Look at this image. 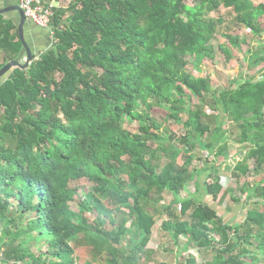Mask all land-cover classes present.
I'll use <instances>...</instances> for the list:
<instances>
[{"label":"trees","instance_id":"1","mask_svg":"<svg viewBox=\"0 0 264 264\" xmlns=\"http://www.w3.org/2000/svg\"><path fill=\"white\" fill-rule=\"evenodd\" d=\"M221 8L233 11L254 40L264 36V3L253 0L53 5V48L0 81L1 264H75L73 244L89 249L90 264H150L147 247L166 213L163 228L175 244L184 235L213 251L206 264L264 263V203L240 236L243 225H229L197 197H180L194 177L204 178L198 190L206 197L216 199L221 190L217 167L192 168L197 149L220 158L230 143L245 146L228 167L232 176L264 175V78L241 74L221 90L188 70L211 56L224 21L209 14ZM17 31L0 15V69L24 51ZM228 40L238 47L237 37ZM221 50L233 61L227 46ZM262 53L250 68L264 61ZM155 108L185 134L176 139L168 127L156 133L162 125ZM256 182L243 192L260 206L254 199L264 200V181ZM166 190L182 215L191 211V220H179L171 206L160 204ZM201 231L219 241L195 239ZM21 237L27 239L18 243ZM29 241L38 243L39 254Z\"/></svg>","mask_w":264,"mask_h":264},{"label":"rangeland","instance_id":"2","mask_svg":"<svg viewBox=\"0 0 264 264\" xmlns=\"http://www.w3.org/2000/svg\"><path fill=\"white\" fill-rule=\"evenodd\" d=\"M191 3H196L198 0H188ZM254 3L260 4L264 3L263 0H253ZM68 3V1H66ZM20 8L23 10L20 2ZM53 10V9H50ZM210 17L221 18L224 23L218 28V32L215 38L211 41L210 45L212 47V54L210 57H206L202 63L200 64H192L188 67L190 73L195 77H210L212 80V84L214 87L219 88L221 90L232 88L231 84L234 81H238V77L241 74H246L248 79L254 78L257 80H261L264 78V61L259 62L256 66L250 68V64L252 65L255 57V54L261 55L264 52V36L261 39L254 40L252 35L247 31V29L240 27L236 24V15L230 9L221 8L219 11L209 14ZM27 21L29 20L27 16H25ZM32 22L31 20H29ZM27 23V22H26ZM34 23V22H32ZM26 25V24H25ZM36 25V24H35ZM25 28V26H24ZM228 36L237 37L238 38V47L232 45L228 40ZM221 46H227L233 55V61L230 63L226 60L225 55L221 50ZM263 54V53H262ZM250 59V60H249ZM25 59L21 61L24 63ZM193 61V60H192ZM59 78V75H58ZM239 84L241 81L238 82ZM238 84L233 85V88H236ZM196 103V100L194 101ZM163 108H167V105H163ZM153 111L158 112L159 114L154 117L159 123H161L160 130L155 131L160 134L165 131V128L168 127V133H173L177 139V137L183 136L185 134V129L179 123H167L165 121L163 110L159 108L153 109ZM182 121L187 120V115H180ZM137 124H131L130 129L135 130L137 128ZM150 146H153L154 143H150ZM245 148V146H239L233 143L229 144V150L227 155L220 158L209 157L207 158L206 153L197 149L194 153V168H203L205 166L212 167L213 165L219 169L218 176L220 178V186L221 190L218 193L216 199L212 196H207L204 194L202 187H200V191L198 190V184L202 186L203 179H199L194 177L182 192H180V197L185 198H193L197 197L200 201L205 202L206 204L213 207L217 210L219 216L223 218V220L231 226H236L238 224L243 225L240 227L239 234L240 236H245L246 232L244 231V227L246 226L245 220L251 216V212L254 209L262 211L264 200H260L258 198L254 199V202H259L260 206H255L252 202L245 200L246 195H244L243 189L245 185H254L257 183L256 181L263 182V176H254V174L250 173L246 177L236 178L233 177L231 171L228 169L230 165L234 161L240 160L245 153L240 152ZM179 163H183V160L180 158ZM165 164V160L161 161V165L158 167V172L162 171V168ZM253 165V163H251ZM199 193L197 194V192ZM82 195V192H80ZM162 201L160 204L169 205L172 208V211L179 217V220H191L189 215L191 211L187 212L188 216H184L181 213V204L175 202V196L168 190L163 192ZM239 200L236 202L233 200ZM80 198V197H79ZM78 198V199H79ZM80 200V199H79ZM79 200L75 201L73 204L76 207V203ZM249 212V215H248ZM86 217L89 220H92L93 217L90 214H86ZM168 213L162 214V216L158 217L156 222V227L153 229V235L149 245L147 247V251L150 253V257L152 258V262L150 264H158L162 261H166L169 263H175L176 261L183 264H206L208 260L213 258V251L204 249L203 247L197 246L193 243H188L189 238L181 235L179 237V242L175 244L169 236V233L163 228V221L167 220ZM209 226V225H208ZM207 235L210 239L215 241H219V236L216 234H211L209 232H199L195 239L199 240L200 238ZM26 237H21L18 239V243L23 240H26ZM28 246L32 248V250L39 254V245L34 241H29ZM75 247V264H90L91 255L90 251L87 247L78 246L73 244ZM45 252V251H43ZM190 256V257H189ZM1 264V263H0ZM259 264H264L263 262Z\"/></svg>","mask_w":264,"mask_h":264},{"label":"crops","instance_id":"3","mask_svg":"<svg viewBox=\"0 0 264 264\" xmlns=\"http://www.w3.org/2000/svg\"><path fill=\"white\" fill-rule=\"evenodd\" d=\"M44 1L47 2L48 4L55 5V6H58V5L66 6L67 4L66 1H69V0H44ZM20 2L21 0H0V10H4L12 6H20ZM3 16L6 19L11 20L14 23V25H16L17 30H18V25L20 23V18H21L18 11H8V12H5ZM24 36H25V40L28 46L33 52V59L36 57H39L44 52L49 51L54 46L53 31L51 27L49 28L40 27L28 20L24 28ZM27 58H28L27 53L24 50L21 53L20 58L17 60L23 61L25 59L26 61ZM211 260H208V262ZM175 263H177V261Z\"/></svg>","mask_w":264,"mask_h":264},{"label":"water","instance_id":"4","mask_svg":"<svg viewBox=\"0 0 264 264\" xmlns=\"http://www.w3.org/2000/svg\"><path fill=\"white\" fill-rule=\"evenodd\" d=\"M8 11H18L20 14L21 18H20V23L18 25V34H19V39L22 43L23 49L26 51L28 58L25 61V63H21V61H19V60H14V61H11L10 63L6 64L4 67H2L0 69V81L5 79L13 68L19 67V68L26 69L30 65V63L32 62V59H33V52L31 51L30 47L28 46V44L25 40V36H24V26L27 22L24 11L20 8V6H12V7L6 8L4 10H0V15H3L5 12H8Z\"/></svg>","mask_w":264,"mask_h":264},{"label":"built area","instance_id":"5","mask_svg":"<svg viewBox=\"0 0 264 264\" xmlns=\"http://www.w3.org/2000/svg\"><path fill=\"white\" fill-rule=\"evenodd\" d=\"M25 16L37 26L49 28L53 5L46 6L42 0H21Z\"/></svg>","mask_w":264,"mask_h":264},{"label":"clouds","instance_id":"6","mask_svg":"<svg viewBox=\"0 0 264 264\" xmlns=\"http://www.w3.org/2000/svg\"><path fill=\"white\" fill-rule=\"evenodd\" d=\"M51 25V24H50Z\"/></svg>","mask_w":264,"mask_h":264}]
</instances>
